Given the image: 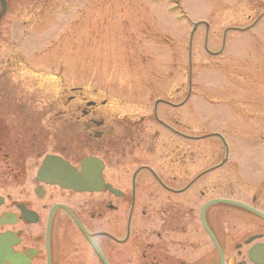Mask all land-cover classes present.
<instances>
[{
    "label": "flooded vegetation",
    "instance_id": "af4514ba",
    "mask_svg": "<svg viewBox=\"0 0 264 264\" xmlns=\"http://www.w3.org/2000/svg\"><path fill=\"white\" fill-rule=\"evenodd\" d=\"M44 1L28 11L33 28L51 15ZM9 4L0 0V27L14 14ZM82 99L32 105L12 93L0 103V264H264V142L244 139L262 153L243 173L237 142L218 148L193 104L191 123L204 125L196 134L157 116L160 105L182 104L159 99L150 122L133 119L131 107ZM148 122L181 136L185 148L174 138L154 164L159 131ZM47 156L53 169L79 175L91 159V189L41 175Z\"/></svg>",
    "mask_w": 264,
    "mask_h": 264
},
{
    "label": "rangeland",
    "instance_id": "374dc122",
    "mask_svg": "<svg viewBox=\"0 0 264 264\" xmlns=\"http://www.w3.org/2000/svg\"><path fill=\"white\" fill-rule=\"evenodd\" d=\"M43 1L10 0L14 14L0 27V103L12 93L32 105L75 94L80 102L131 107L133 119L153 122L162 99L183 106L160 105L157 116L196 134L204 125L191 123L193 104L218 148L237 142L235 160L251 172L262 151L244 139L264 142V0H47L51 15L33 28L28 11L43 9ZM13 25L29 32H12ZM19 35L26 37L19 42ZM155 130L157 165L174 138L182 148L187 141L148 122Z\"/></svg>",
    "mask_w": 264,
    "mask_h": 264
},
{
    "label": "water",
    "instance_id": "95a60500",
    "mask_svg": "<svg viewBox=\"0 0 264 264\" xmlns=\"http://www.w3.org/2000/svg\"><path fill=\"white\" fill-rule=\"evenodd\" d=\"M82 165L83 171L82 174L79 175L73 168L64 164L61 167L59 165L58 168L53 169V157H47L40 173L41 175L48 177L51 182L69 189H91L92 171L88 168L91 165V159L85 160Z\"/></svg>",
    "mask_w": 264,
    "mask_h": 264
}]
</instances>
